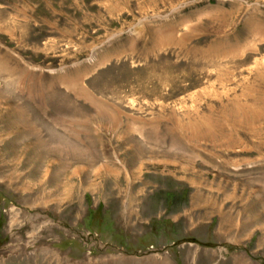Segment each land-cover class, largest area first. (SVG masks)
Returning <instances> with one entry per match:
<instances>
[{
    "label": "rangeland",
    "instance_id": "rangeland-1",
    "mask_svg": "<svg viewBox=\"0 0 264 264\" xmlns=\"http://www.w3.org/2000/svg\"><path fill=\"white\" fill-rule=\"evenodd\" d=\"M0 264H264V0H0Z\"/></svg>",
    "mask_w": 264,
    "mask_h": 264
}]
</instances>
